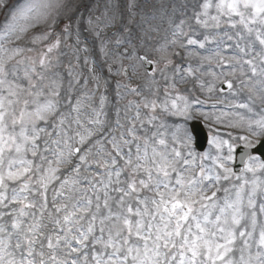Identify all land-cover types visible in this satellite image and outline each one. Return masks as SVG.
<instances>
[{
	"label": "snow or ice",
	"instance_id": "1",
	"mask_svg": "<svg viewBox=\"0 0 264 264\" xmlns=\"http://www.w3.org/2000/svg\"><path fill=\"white\" fill-rule=\"evenodd\" d=\"M198 7L196 24L243 32L237 63L252 83L240 81L249 94L237 107L256 117L251 135L264 137V0H204ZM20 15L44 27L29 38L42 45L38 59L20 43L33 25L11 23L0 34V264H264V140L239 137L254 151L234 169V144L214 139L215 152H195L183 125L171 121L190 105L183 96L169 103L167 88L159 102L143 97L121 107L117 81L111 116L108 79L92 69L91 89L88 78H77L81 94L62 95L60 81L45 82L49 54L61 36L78 43L91 15L73 0H42ZM185 23H175L172 45L187 35ZM186 44L204 47L191 37Z\"/></svg>",
	"mask_w": 264,
	"mask_h": 264
},
{
	"label": "rangeland",
	"instance_id": "2",
	"mask_svg": "<svg viewBox=\"0 0 264 264\" xmlns=\"http://www.w3.org/2000/svg\"><path fill=\"white\" fill-rule=\"evenodd\" d=\"M41 2L42 0H0V34H3L4 29L11 23L20 27L33 25L24 34L20 43L26 47H34L36 51L26 52L25 55L37 59L42 45H32L29 38L38 34L44 25L25 20L20 13L29 6ZM203 2L204 0H73L84 17L91 15L93 24L89 26L86 21L81 24L78 43L74 35L68 38L61 36L60 48L49 54L51 65L43 72L45 82L57 79L62 83V95L72 89V95L77 96L81 94L82 89L80 85L74 83L75 79L78 78L83 83V80L88 78L91 89L89 69L93 72L96 70V75L107 78L109 82L106 93L109 98L106 108L109 116L112 115V105L116 102L117 81L120 82L119 91L122 94V99L119 101L121 107L130 100L140 101L143 97L155 98L159 102L164 99L167 88L171 94L169 103L171 99L183 96L190 105L185 116L171 117V121L183 125L191 137V147L197 154L215 152L214 139L227 141L236 146H245V142L239 137L248 136L252 141L263 138L252 136L248 129L249 121L256 118L253 113L237 107L238 104L247 102L246 97L249 92L245 84L252 83L244 75L248 73L247 66L241 68L237 63L241 58L237 55L236 45L237 43L244 45V42L239 41L237 37V32L241 30L231 29L223 23L220 28H204L196 24L193 16L201 11L198 5ZM212 3L215 5L218 0H212ZM210 12L215 14V9H211ZM14 16L15 21H13ZM180 19L186 21L183 31L187 35L175 37L177 44L172 45L170 41L174 38L175 23ZM106 24L110 26L106 27ZM97 32L99 35L96 34ZM189 37L204 43V47L200 48L199 44L187 45L186 40ZM94 40L100 42L94 44ZM85 48L87 51H84ZM217 52L219 55H216ZM145 55L155 62L151 72L139 59ZM77 57H79L78 62ZM167 60H171L172 63L165 67ZM109 61L113 63L110 64ZM105 62L109 65H105ZM177 66H179L178 70L173 71ZM109 67L112 69L111 74L108 72ZM123 68L127 69V76L122 70L117 74L118 69ZM69 69L72 71V76L68 75ZM37 70L40 71L39 66ZM57 73L59 76L55 75ZM241 80H244L245 84H241ZM228 81L232 83V88L223 90L222 86ZM173 83L176 84L175 89L171 87ZM125 86L136 88L141 95H135ZM102 91L103 88L100 92ZM100 92L96 93V103L99 101ZM196 100L200 103H195ZM177 103L182 107L184 101L177 99ZM201 104L211 105L213 111L233 112L231 117L234 119L216 116L214 113L211 114L210 110L200 112L201 109L197 107ZM255 107L258 110L259 104L257 103ZM165 119L167 121V118ZM196 119L205 122L209 134L208 146L201 153L195 147V139L190 129L191 122ZM227 129L231 131L228 132Z\"/></svg>",
	"mask_w": 264,
	"mask_h": 264
},
{
	"label": "water",
	"instance_id": "3",
	"mask_svg": "<svg viewBox=\"0 0 264 264\" xmlns=\"http://www.w3.org/2000/svg\"><path fill=\"white\" fill-rule=\"evenodd\" d=\"M148 66V69L151 70L153 68V64L152 65H147ZM194 129L197 131V134L201 136V144H200V147L201 149L205 147L206 145V142H207V137H206V133L204 131H202V129L200 130L196 125L193 126ZM203 132V133H202ZM254 150H245V149H241L239 150L238 152V158H237V162H236V165H235V169L238 168V167H242V165L240 164V157L242 155L245 154V152H252ZM260 152H264V148H260Z\"/></svg>",
	"mask_w": 264,
	"mask_h": 264
},
{
	"label": "bare ground",
	"instance_id": "4",
	"mask_svg": "<svg viewBox=\"0 0 264 264\" xmlns=\"http://www.w3.org/2000/svg\"><path fill=\"white\" fill-rule=\"evenodd\" d=\"M135 9L138 10L137 6H135ZM138 12H139V11H138ZM94 38H95V37H94ZM96 42H100V41L94 40V44H95ZM92 43H93V40L91 41V44H92ZM89 48H90V47H89ZM109 63L112 64L113 61H109ZM109 63L105 62L104 64H105V65H109ZM94 73L96 74V70H95ZM207 106H208L209 109H206V108H204V107H200L201 110H199V111H200V112H204V111H206V110H210L209 112H210L211 114L214 113L216 116H219V117H220V116H225V117L229 118V117L233 116V112H229V111H227L228 113H226L225 110H221V111H213L211 105L207 104ZM211 111H212V112H211ZM223 112H225V113H223ZM231 118H233V117H231ZM233 119H234V118H233Z\"/></svg>",
	"mask_w": 264,
	"mask_h": 264
}]
</instances>
